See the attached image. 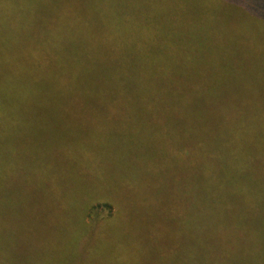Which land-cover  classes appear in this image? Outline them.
I'll use <instances>...</instances> for the list:
<instances>
[{
	"label": "trees",
	"instance_id": "16d2710c",
	"mask_svg": "<svg viewBox=\"0 0 264 264\" xmlns=\"http://www.w3.org/2000/svg\"><path fill=\"white\" fill-rule=\"evenodd\" d=\"M156 5L0 0V264H13L3 236L19 233L33 209L27 186L4 193L5 173L32 180L75 213L76 264L93 254L97 232L108 237L98 244L102 256L141 264L130 231L142 234L149 212L163 213L175 230L176 248L162 243V264H264V106L256 87L264 81V0ZM236 39L256 57L232 59ZM2 151H179L188 169L165 187L161 208L150 201L156 187L134 185L128 211L114 187L89 186L76 197L77 171L51 172L41 159L19 171L4 167ZM146 160L179 171L175 160ZM114 205L120 211L111 214ZM164 235L152 233L157 247Z\"/></svg>",
	"mask_w": 264,
	"mask_h": 264
},
{
	"label": "rangeland",
	"instance_id": "374dc122",
	"mask_svg": "<svg viewBox=\"0 0 264 264\" xmlns=\"http://www.w3.org/2000/svg\"><path fill=\"white\" fill-rule=\"evenodd\" d=\"M151 5H156V0H147ZM168 9L172 10L171 3L164 4ZM166 8V9H167ZM167 9V10H168ZM173 12V11H171ZM170 12V13H171ZM176 12V9H175ZM176 14L172 13L171 16L175 18ZM166 21L170 22V19ZM171 23V22H170ZM232 46L234 49L229 51L231 58H239L242 61L252 60L251 46L248 47L241 39H236ZM261 46L264 49V39L261 40ZM257 55V54H256ZM246 63V62H245ZM258 86L257 97L261 106H264V81L263 78ZM263 81V82H262ZM226 84H241L238 82H227ZM91 121V120H90ZM89 121V123H90ZM93 153L91 156H86L82 151H2L3 165L6 167L8 163L12 162L19 171H24L22 164L25 165H38L37 160H43L47 169L51 172L59 173L64 170L77 171L82 178H77L73 182L75 186L71 192L76 196L85 194L88 190L92 189L89 186L98 185V190L109 185L119 191L121 200H125L127 210L133 208L132 195L135 191L134 185L140 186L150 185L156 187V195L150 198L151 205L155 208H161L165 205V187L167 185H176L180 182V169H188L178 159L177 154L179 151H88ZM186 157V156H185ZM161 159L163 161H177L179 171L175 174L169 173L165 167L160 166V161H156L157 166H150L143 160L148 161ZM98 160V161H93ZM153 163L155 161H152ZM94 164H98L95 166ZM146 164V165H145ZM155 170L151 172L150 170ZM26 171V170H25ZM98 173V174H97ZM25 177V175L21 174ZM27 176V175H26ZM106 179V180H104ZM4 193L14 190L15 192L21 187L20 185L27 186L26 192L32 202L25 201V205L30 206L32 213L28 214L27 221L23 222L19 229V233L12 232L5 233L3 240L7 245V239L12 244L9 246L10 260L13 264H76L73 261V255L77 253L70 241L71 234V219L77 221L75 213L69 208L61 205L59 201L50 196H43L40 194L38 187L40 185L34 184L31 180L24 183L22 179L14 177L10 173H5L1 180ZM36 186V188H35ZM106 188V187H105ZM100 201V200H98ZM173 201V200H170ZM43 203L44 207L42 212L38 214L37 224L35 222L36 208L38 204ZM100 203V202H99ZM103 212L104 207L102 203L98 204ZM120 211L119 205H114L110 210L111 214ZM87 220H90V215H86ZM148 221L145 222V230L142 234H138V230L130 231V238H134L136 251L138 252V261L141 264H162L165 261L164 255L161 253V246L167 245L168 247L176 246L173 244L175 238V230L172 227V222H166L163 219V213L149 212L147 213ZM11 230V229H10ZM159 230L165 233L161 237V243L157 247L154 244L152 233ZM149 232L151 237L149 236ZM97 240L92 244L88 243L94 249L89 258L83 259L82 264H115L113 261L105 258L98 251V244L104 238L108 241L107 235L102 236L96 233ZM146 235V236H145ZM144 238L141 240V237ZM25 239V241L23 240ZM148 240V243L147 241ZM8 246V245H7ZM36 260V261H35ZM40 260L42 263H37Z\"/></svg>",
	"mask_w": 264,
	"mask_h": 264
}]
</instances>
